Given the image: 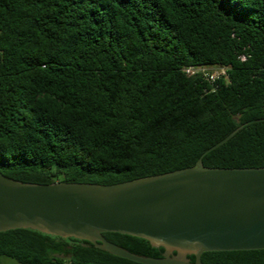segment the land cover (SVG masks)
Masks as SVG:
<instances>
[{
    "label": "trees",
    "instance_id": "obj_1",
    "mask_svg": "<svg viewBox=\"0 0 264 264\" xmlns=\"http://www.w3.org/2000/svg\"><path fill=\"white\" fill-rule=\"evenodd\" d=\"M197 65L226 74L183 71ZM259 118L264 0H0V172L12 179L112 184L189 167ZM200 161L264 166V119ZM1 257L142 264L27 228L0 231ZM201 263L264 264V249Z\"/></svg>",
    "mask_w": 264,
    "mask_h": 264
},
{
    "label": "water",
    "instance_id": "obj_2",
    "mask_svg": "<svg viewBox=\"0 0 264 264\" xmlns=\"http://www.w3.org/2000/svg\"><path fill=\"white\" fill-rule=\"evenodd\" d=\"M246 123L193 166L112 184L25 183L0 172V231L27 228L142 264H202L206 251L264 249V166L200 161Z\"/></svg>",
    "mask_w": 264,
    "mask_h": 264
},
{
    "label": "built area",
    "instance_id": "obj_3",
    "mask_svg": "<svg viewBox=\"0 0 264 264\" xmlns=\"http://www.w3.org/2000/svg\"><path fill=\"white\" fill-rule=\"evenodd\" d=\"M240 58L244 59L245 57L241 55ZM183 71L187 75L200 73L210 84H213L219 77L226 74V67L212 65L186 66L183 68Z\"/></svg>",
    "mask_w": 264,
    "mask_h": 264
},
{
    "label": "rangeland",
    "instance_id": "obj_4",
    "mask_svg": "<svg viewBox=\"0 0 264 264\" xmlns=\"http://www.w3.org/2000/svg\"><path fill=\"white\" fill-rule=\"evenodd\" d=\"M0 264H20V263L8 257H1Z\"/></svg>",
    "mask_w": 264,
    "mask_h": 264
}]
</instances>
